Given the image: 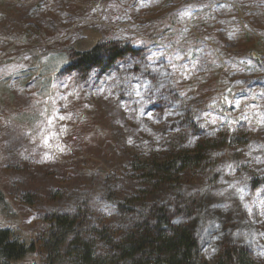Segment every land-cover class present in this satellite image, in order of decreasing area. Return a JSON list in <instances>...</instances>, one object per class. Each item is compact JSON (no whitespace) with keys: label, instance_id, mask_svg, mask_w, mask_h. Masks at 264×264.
<instances>
[{"label":"rangeland","instance_id":"374dc122","mask_svg":"<svg viewBox=\"0 0 264 264\" xmlns=\"http://www.w3.org/2000/svg\"><path fill=\"white\" fill-rule=\"evenodd\" d=\"M93 38L137 52L68 71ZM199 146L208 172L181 183L204 262L239 246L264 264V0H0V230L37 244L20 264H46V219L115 225L134 163Z\"/></svg>","mask_w":264,"mask_h":264},{"label":"trees","instance_id":"16d2710c","mask_svg":"<svg viewBox=\"0 0 264 264\" xmlns=\"http://www.w3.org/2000/svg\"><path fill=\"white\" fill-rule=\"evenodd\" d=\"M71 49L75 59L66 69L85 74L110 69L137 52L127 45L101 43L94 38ZM210 152L202 146L193 151L178 149L165 160L134 163L132 173L144 188L135 195L110 198L118 214L115 225L91 221L82 209L46 219L47 229L38 239L46 264H206L199 240L188 224L194 215V201L184 197L186 188L181 182L187 172H208ZM158 188L173 194L175 211L167 203L151 201V192ZM36 249L35 242L22 241L13 230H0V264H20ZM215 264L259 263L242 247L230 246L223 249Z\"/></svg>","mask_w":264,"mask_h":264}]
</instances>
